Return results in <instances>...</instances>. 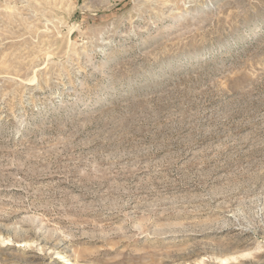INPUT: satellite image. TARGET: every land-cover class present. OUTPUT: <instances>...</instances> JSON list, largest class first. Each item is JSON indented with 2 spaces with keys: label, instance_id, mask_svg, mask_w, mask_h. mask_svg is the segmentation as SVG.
<instances>
[{
  "label": "rangeland",
  "instance_id": "obj_1",
  "mask_svg": "<svg viewBox=\"0 0 264 264\" xmlns=\"http://www.w3.org/2000/svg\"><path fill=\"white\" fill-rule=\"evenodd\" d=\"M0 264H264V0H0Z\"/></svg>",
  "mask_w": 264,
  "mask_h": 264
}]
</instances>
